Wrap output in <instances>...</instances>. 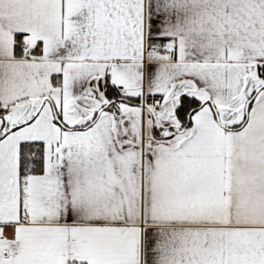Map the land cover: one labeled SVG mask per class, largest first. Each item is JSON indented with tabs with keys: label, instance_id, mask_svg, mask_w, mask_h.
<instances>
[{
	"label": "snow or ice",
	"instance_id": "snow-or-ice-1",
	"mask_svg": "<svg viewBox=\"0 0 264 264\" xmlns=\"http://www.w3.org/2000/svg\"><path fill=\"white\" fill-rule=\"evenodd\" d=\"M0 264H264V0H0Z\"/></svg>",
	"mask_w": 264,
	"mask_h": 264
}]
</instances>
